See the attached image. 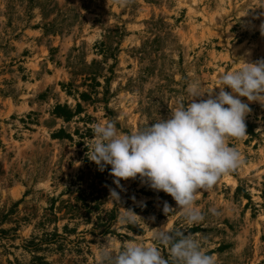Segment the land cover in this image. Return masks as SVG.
Segmentation results:
<instances>
[{
    "label": "rangeland",
    "instance_id": "rangeland-1",
    "mask_svg": "<svg viewBox=\"0 0 264 264\" xmlns=\"http://www.w3.org/2000/svg\"><path fill=\"white\" fill-rule=\"evenodd\" d=\"M261 25L264 0H0V264H100L105 247L154 244L161 227L191 235L215 264H264L260 104H249L246 135L228 140L242 163L199 190L198 223L87 158L96 122L131 134L190 103L189 83L209 93L233 61L264 60ZM58 106L76 112L65 121ZM129 209L138 217L121 224Z\"/></svg>",
    "mask_w": 264,
    "mask_h": 264
},
{
    "label": "clouds",
    "instance_id": "clouds-1",
    "mask_svg": "<svg viewBox=\"0 0 264 264\" xmlns=\"http://www.w3.org/2000/svg\"><path fill=\"white\" fill-rule=\"evenodd\" d=\"M233 63L239 68L218 75V86L213 88L219 89L217 93H202L199 82L189 83L186 92L190 103L181 102L166 118L131 134L119 130L110 119L96 122L88 160L101 172L110 167L109 175L117 187L122 180L139 177L151 190L170 196L176 208L165 202L164 214L179 210L188 223L202 221L204 216L195 207L199 190L210 189L242 163L240 153L228 140L246 135L249 104L264 107V60L249 63L240 58ZM206 95L207 99H200ZM109 198L119 202L116 191H111ZM137 217L131 209L123 210L119 222L131 223ZM150 234L156 243L148 246L128 241L115 255L105 247L98 253L100 264H215L191 235L170 233L162 227ZM157 244L168 248L170 259L162 255Z\"/></svg>",
    "mask_w": 264,
    "mask_h": 264
},
{
    "label": "trees",
    "instance_id": "trees-1",
    "mask_svg": "<svg viewBox=\"0 0 264 264\" xmlns=\"http://www.w3.org/2000/svg\"><path fill=\"white\" fill-rule=\"evenodd\" d=\"M80 98L85 100L86 96L81 95ZM79 109H80V105H77L76 106V111L79 110ZM75 112L72 113L67 107H59L58 106V107L55 108V114L57 116H60L61 118H63L65 121H69L73 117Z\"/></svg>",
    "mask_w": 264,
    "mask_h": 264
}]
</instances>
